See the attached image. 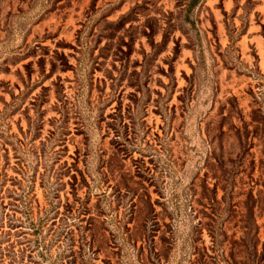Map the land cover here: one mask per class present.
<instances>
[{
	"label": "rangeland",
	"instance_id": "rangeland-1",
	"mask_svg": "<svg viewBox=\"0 0 264 264\" xmlns=\"http://www.w3.org/2000/svg\"><path fill=\"white\" fill-rule=\"evenodd\" d=\"M74 263L264 264V0H0V264Z\"/></svg>",
	"mask_w": 264,
	"mask_h": 264
},
{
	"label": "trees",
	"instance_id": "trees-1",
	"mask_svg": "<svg viewBox=\"0 0 264 264\" xmlns=\"http://www.w3.org/2000/svg\"><path fill=\"white\" fill-rule=\"evenodd\" d=\"M249 210H251V209H249ZM250 214H249V218H247V219H241V222L243 221H245L244 223H245V225H243V226H241V237L239 238V241H240V246L241 247H243L245 250H246V248L247 247H245V239H247V238H249V234H251V232H252V226L251 225H253L254 226V222H253V217H252V215H251V211L249 212ZM92 220V219H91ZM251 224V225H250ZM90 225H92L91 226V228H90V230L91 231H93V229H94V224H90ZM253 235H254V238L256 237V234H255V232L253 231ZM91 236H92V234H91ZM99 236H100V238H101V240L99 241V242H101V244H102V242H105V236H104V234H99ZM85 238V237H84ZM87 238V237H86ZM257 239V238H256ZM93 244H94V242L92 241V242H90L89 243V247H91V248H93ZM89 250H91L90 248H89ZM75 264V263H74Z\"/></svg>",
	"mask_w": 264,
	"mask_h": 264
}]
</instances>
